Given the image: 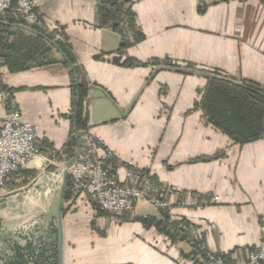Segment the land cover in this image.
<instances>
[{
    "label": "crops",
    "instance_id": "1",
    "mask_svg": "<svg viewBox=\"0 0 264 264\" xmlns=\"http://www.w3.org/2000/svg\"><path fill=\"white\" fill-rule=\"evenodd\" d=\"M34 4L89 87L90 121L78 132L117 155L120 181L132 167L173 188L171 202L198 200L197 207L173 205L170 214L187 222L190 233L199 231L212 252L237 258L256 249L264 237V134L237 143L200 106L212 77L264 87V0ZM48 45L38 58L42 66L11 70L0 60V90L9 92L24 121L38 126L43 153L53 149L64 160L77 152L75 82ZM64 209L62 264H192L184 258L188 240L173 243L140 221L102 217L82 192ZM139 211L158 215L146 203Z\"/></svg>",
    "mask_w": 264,
    "mask_h": 264
},
{
    "label": "built area",
    "instance_id": "2",
    "mask_svg": "<svg viewBox=\"0 0 264 264\" xmlns=\"http://www.w3.org/2000/svg\"><path fill=\"white\" fill-rule=\"evenodd\" d=\"M35 0H0V19L9 17L35 28H44V22L35 8ZM46 30V29H45ZM0 68V78L2 76ZM0 103L5 109L0 115V192L5 191L10 178L24 170L37 167L47 169L58 160L45 155L37 143L38 126L22 119L21 111L9 92L0 90ZM91 155L87 160L75 162L69 169V178L75 192L84 193L108 216L134 220L148 216L139 211L142 203L155 210L171 211L173 205L196 206V199L179 198L171 202L173 188L157 182L149 173L130 167L126 181L117 175L119 158L95 139L89 138ZM101 150L100 152H98ZM179 228H185L182 222ZM191 249L197 250L205 264H262L264 262V237L258 247L237 258H227L212 252L197 230L190 233Z\"/></svg>",
    "mask_w": 264,
    "mask_h": 264
},
{
    "label": "trees",
    "instance_id": "3",
    "mask_svg": "<svg viewBox=\"0 0 264 264\" xmlns=\"http://www.w3.org/2000/svg\"><path fill=\"white\" fill-rule=\"evenodd\" d=\"M3 20L9 23L15 22L14 19L9 17H5ZM113 28L119 29V26L114 24ZM12 29L9 25L0 24V60L11 70L42 66L45 62H40L38 58L49 52L50 47L48 42L41 37H34L30 33L27 34L28 32L26 33V31H21L20 29H14L13 31ZM36 29L56 40L68 55V51L62 41L55 38L53 33L42 28ZM16 32H21L20 39L11 40L16 36ZM127 43L124 40L121 47H126ZM53 62L55 60L50 59L46 63L51 64ZM73 88L76 98L78 93L80 95L77 126L78 129H85L88 121L84 118L83 103L87 98L89 87L84 80H80L79 86L74 84ZM200 107L204 109L209 120L214 125L218 126L237 143L243 144L255 141L264 134V87L256 83L250 81L237 83L227 78L212 77L209 79L206 94ZM51 151L53 153L49 155L50 157L63 160L61 152L53 149ZM67 155L68 158L74 156L72 152H68ZM49 167L50 169L54 168L53 166ZM23 173L27 177L23 182L25 185L29 179L34 178L37 174L32 169L24 170ZM74 193L72 182L68 178L64 193V202L68 201ZM93 204L96 206L100 216L105 217L108 215L98 205ZM134 220L142 222L146 227H154L173 243L183 240L191 242L190 230L184 231V228H179V221L174 219L169 212L160 210L157 216L148 215ZM183 224L190 226L185 221ZM2 227L3 225L0 220V264H59L58 241L54 244L53 249L45 247V243L34 237L32 240L26 238L24 239L25 242H18L12 238L3 237L1 232ZM4 244L8 252H5ZM197 254L198 252L194 248L190 253L185 254L184 258L192 260L193 264H202L201 259L203 258L197 259Z\"/></svg>",
    "mask_w": 264,
    "mask_h": 264
},
{
    "label": "water",
    "instance_id": "4",
    "mask_svg": "<svg viewBox=\"0 0 264 264\" xmlns=\"http://www.w3.org/2000/svg\"><path fill=\"white\" fill-rule=\"evenodd\" d=\"M0 24L3 25H9L13 27L20 28L28 33H30L34 37H41L47 42H49L54 48L61 54V56L64 58L66 63L69 65L70 71L73 73V78L76 86H79L80 79L78 76V72L72 63L71 59L67 55V53L60 47V45L56 42V40L52 39L48 34L36 29L35 27L29 26L27 24L18 22V23H9L7 21H4L0 19ZM89 89V88H88ZM89 92V90H88ZM90 97L87 95V98L85 99L83 105H84V118L87 119V125L90 121L89 117V109H90ZM77 106H76V113H75V130L76 134L75 137L77 138V152L74 154L73 157L64 158V160H58L57 163H52L50 166H53V169H50L48 167L47 169L43 170L35 176L26 187L19 188L16 190H13L11 192H8L6 194L0 195V200H5L6 198L8 201H13V198H19L21 197V194H25L26 190H30L32 192V195L30 197L24 196L22 198H19V200L22 201V203H32L33 199L36 198V201L38 198L45 199L44 201H47L48 198V210L53 205V202L55 200H58V206H57V225L59 230V264H62V249H63V211L64 209V193L65 188L67 185V181L69 178V169L70 167L78 161H84L87 160L88 157L91 155V148L89 144V137L88 132H78L77 129V115H78V107L80 104V95L78 93L77 95ZM85 152L88 153V155H85ZM34 188V189H33ZM16 198V199H17ZM6 200V201H7ZM2 202V209H5L8 211L9 209V202ZM23 205V204H22ZM24 208V207H23ZM21 209L24 211V209Z\"/></svg>",
    "mask_w": 264,
    "mask_h": 264
},
{
    "label": "rangeland",
    "instance_id": "5",
    "mask_svg": "<svg viewBox=\"0 0 264 264\" xmlns=\"http://www.w3.org/2000/svg\"><path fill=\"white\" fill-rule=\"evenodd\" d=\"M32 170H35L37 173L39 172L36 169H32ZM37 175L38 174H36V176ZM25 178H27V177L23 173V171L18 173V174L13 175L7 184L6 190L3 192L1 191L0 195L6 194L8 192H11V191L19 189V188L26 187L33 180V178L29 179L28 183L25 185L23 183ZM31 195H32V192L30 190H26L25 194H21L20 195L21 197H19V198H22L24 196L30 197ZM16 198H13L12 204H11V201L7 200L9 198H6L5 200L4 199L0 200V218L3 220V223H4L2 230H1L3 237L12 238L13 240H16L18 242H25L24 239H26V236L19 232L20 228H19V230L18 229L16 230V228H18V226H21L24 224H31L30 227L33 226V228H34V226H37V225L41 226V225L46 224L47 222H52L53 227L54 228L56 227V224H57V212H56V205L57 204H56V202H54V204H55L54 208L51 211H49L48 210V198H47V201H44L45 199H43V198L42 199L38 198V200L36 201V198H34L32 203H22V201L19 200V198H17V199ZM4 201L10 203L8 211L5 209H2L3 208L2 202H4ZM197 206H200V202L195 207H197ZM22 208L24 209V211L21 210ZM120 220H122V219H120ZM21 229H22V227H21ZM171 230H174V229H171ZM185 230H190V228H188L185 225L184 231ZM193 230H195V229H192V231ZM183 241H185V240H183ZM189 244L191 246V242H189ZM191 251H192V249H191ZM196 257H198L197 259L201 258V256L198 254ZM227 258L229 259V257H227ZM185 260H188L193 264L192 260H190L188 258H185ZM201 260H202L201 263L205 264V262H204L205 260H203V259H201Z\"/></svg>",
    "mask_w": 264,
    "mask_h": 264
},
{
    "label": "flooded vegetation",
    "instance_id": "6",
    "mask_svg": "<svg viewBox=\"0 0 264 264\" xmlns=\"http://www.w3.org/2000/svg\"><path fill=\"white\" fill-rule=\"evenodd\" d=\"M64 216V212H63ZM2 225H4L3 220L0 218ZM44 223V222H43ZM31 224H24L25 226L22 229H18L20 233L26 236L27 239L32 240L34 238H38L41 240L43 243H45V247L47 248H54V244L56 243L58 239V254H59V230L58 226L56 224V227H53L52 222H47L44 225H37V226H31ZM52 246V247H51Z\"/></svg>",
    "mask_w": 264,
    "mask_h": 264
}]
</instances>
